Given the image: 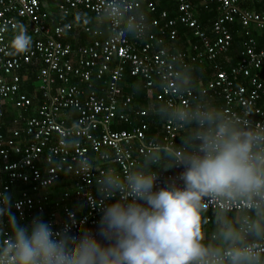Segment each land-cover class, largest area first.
<instances>
[{"label": "built area", "instance_id": "obj_1", "mask_svg": "<svg viewBox=\"0 0 264 264\" xmlns=\"http://www.w3.org/2000/svg\"><path fill=\"white\" fill-rule=\"evenodd\" d=\"M165 1L173 10L158 8L161 0H56L52 6L58 15L73 20L47 27L46 0H0V115L6 106L18 112L0 131V173L7 181L0 185V193L8 194L14 182L29 186V191L21 190L10 200V211L18 221L32 223L49 204L52 209L43 220L53 231L68 225L73 235L95 232L103 207L119 199L101 200L98 181L109 170L124 176L156 154L157 145L146 138L145 111H135L139 120L133 121L131 98L121 95L119 84L125 73L140 78L146 93L171 113L179 107L211 110L201 101L204 96L218 99L219 111L225 115L250 121L253 128L264 126V47H258L251 34V30L264 33V0H248L259 6L258 12L241 8L242 0ZM210 8L216 17L204 29L197 9ZM89 16L103 21L104 33L92 26ZM16 22L28 27L33 41L31 50L19 56L9 54ZM178 29L194 39L186 52L175 49ZM77 32L92 38L74 46L59 41ZM236 32L237 56L229 64L227 53ZM29 63L42 66L36 74L42 102L33 115H25L30 98L19 92L16 74ZM197 65L210 66V77L195 90L179 86L180 71ZM66 110L76 113L69 128L60 120ZM113 122L125 128L109 129ZM184 132L185 123L169 115L159 127L162 147H172ZM82 157L92 165L87 172L78 170ZM182 171V166L155 171L159 179L154 190L173 180L182 186L178 179ZM64 179L69 189L62 190L58 200L48 201L43 191ZM69 198L82 202V213L70 208ZM208 204L206 211L250 213L243 205L226 206L218 200ZM7 223L5 218L1 224L0 240L5 243Z\"/></svg>", "mask_w": 264, "mask_h": 264}, {"label": "clouds", "instance_id": "obj_2", "mask_svg": "<svg viewBox=\"0 0 264 264\" xmlns=\"http://www.w3.org/2000/svg\"><path fill=\"white\" fill-rule=\"evenodd\" d=\"M10 55L31 50L32 37L23 23L13 24ZM251 115V109H246ZM170 117L194 124L183 147L162 149L178 179L157 190L153 153L124 176L109 170L98 181L103 207L95 232L71 234L70 226L53 231L40 216L22 226L10 211V197L0 193V224L11 232L0 240V264H264V126L220 111L179 107ZM87 157L78 170L91 168ZM167 170V169H166ZM243 205L250 214L237 222L219 221L215 243L205 242L204 213L208 202ZM99 237V239L97 238Z\"/></svg>", "mask_w": 264, "mask_h": 264}, {"label": "trees", "instance_id": "obj_3", "mask_svg": "<svg viewBox=\"0 0 264 264\" xmlns=\"http://www.w3.org/2000/svg\"><path fill=\"white\" fill-rule=\"evenodd\" d=\"M56 0H46V3H53ZM241 8H246L253 12L259 11V6L254 1L242 0L239 1L238 4ZM166 7L168 10H173L172 5H167L165 0H161V2L157 6ZM49 17L46 20V26L51 27L54 24L64 26L66 23L71 22L73 19L71 17H61L54 10H49ZM197 20L199 24L204 28L208 29L209 24L216 17V13L213 8L208 10L197 9ZM171 15V13H170ZM92 16L88 17V21L92 23ZM251 34L255 37V40L258 44V47L262 48L264 46V33L261 31L251 30ZM85 35V34H84ZM84 37L80 38L79 41H74L70 36H64V38L59 41L62 43H69L74 46V44H84L86 39ZM240 40V36L238 34H232V44L227 53V57L229 58V64H233L236 60L237 51H238V42ZM189 36L188 32H185L183 29H178V38L175 45V49L178 51L186 52L188 49V43L193 42ZM41 64L39 63H29L27 65H23L17 70L16 74L19 78V92L25 94L30 98V106L28 107L25 115H33L34 110L37 105L42 102L41 93L39 91V82L36 79L37 71L41 68ZM211 75V68L208 65H197L194 66L190 70H182L180 71L179 78L177 80L179 86H188L190 89L195 90L197 86V81H205ZM121 89L122 96H129L131 98V102L129 105V109L131 110L130 115L133 121L139 120V118L133 116L135 111L144 110L145 116L142 117V120L147 124L148 130L146 132V138L151 139L157 145L156 155L160 156L158 164L152 165L154 171L160 170H169L172 166V161H170L162 151L164 147H162L160 142V134L159 127L161 123L167 118L171 112L166 109L162 104H158L153 100L152 95H148L143 88V81L138 77H130L127 73L124 74L122 82L119 84ZM201 101L205 103V106L208 109L213 111H217L216 106L212 108L215 103V99H209L207 97L202 96ZM207 104V105H206ZM11 109V110H10ZM18 113L16 110L11 108L10 106H6L3 111H1L0 115V131L4 129L7 125H11V118L13 115ZM76 117V113L70 110L63 111L60 116L61 122H63V126L66 128L71 127L74 124V120ZM125 128V126L121 123L113 122L109 129L118 130ZM195 129L194 124H185V132L181 135V137L176 140L172 147L181 148L183 147L182 140L188 137ZM144 163V162H143ZM142 163V164H143ZM141 164V165H142ZM138 168V167H137ZM136 168V169H137ZM135 169V170H136ZM3 183H7L5 177L0 173V185ZM11 186L10 192L8 193L10 200L16 199L19 196V192L21 190L29 191V186L26 184H21L19 182H14ZM72 205V210L76 211V214L79 215L83 211L82 203L79 200H74L70 198L68 201V205ZM234 213H228L226 216L231 217ZM250 214V213H249ZM218 212L206 211L204 213V229H206V219L212 221L213 218L219 216ZM18 221V220H17ZM27 221V220H26ZM22 223V221H18ZM23 224V223H22ZM1 228V227H0ZM10 225L7 223L5 225V230L8 232ZM1 235V233H0Z\"/></svg>", "mask_w": 264, "mask_h": 264}, {"label": "crops", "instance_id": "obj_4", "mask_svg": "<svg viewBox=\"0 0 264 264\" xmlns=\"http://www.w3.org/2000/svg\"><path fill=\"white\" fill-rule=\"evenodd\" d=\"M45 7H46V10L48 11V10H54L55 11V9L53 8V6H52V3H46V5H45ZM49 7H52V9H49ZM46 10H44L46 13H48ZM48 17H49V14H48ZM92 26H95L96 28H99L103 33H104V28H105V25H104V23H103V21H101V22H98V21H96V20H92ZM238 29H236V31H237ZM234 34H238L239 35V33H234ZM77 35V36H76ZM74 36H76L75 37V39H73L72 37H74ZM82 37H84V39H86V42L85 43H87L88 42V40H90L92 37L90 36V35H84L83 33H80V32H77L76 34H74L73 36H70V38H72L74 41H79V39L80 38H82ZM83 39V40H84ZM84 43V44H85ZM176 45V44H175ZM264 47V46H263ZM210 77V76H209ZM208 79V78H207ZM206 79V80H207ZM205 80V81H206ZM205 81H200V80H198L197 81V86L199 85V84H202V83H204ZM39 82V81H38ZM196 86V87H197ZM216 101H215V103H210V104H213V107L214 106H216V109H217V111H219V105H220V103H219V100L218 99H215ZM212 107V108H213ZM11 110V109H10ZM15 114V113H14ZM10 125H7L6 124V126L5 127H9ZM4 127V128H5ZM69 187H70V183H69V181L67 180V179H64V180H60L59 182H56V183H54L52 186H50V187H48L46 190H44L43 192H44V195H46L47 197H48V201H52V200H58L59 199V197H60V194H61V191L62 190H64V189H69ZM74 200H77V199H74ZM68 201H70V198L66 201L67 202V204H68ZM80 201V200H79ZM81 202V201H80ZM82 203V202H81ZM69 206H70V208L72 209V205H70L69 204ZM52 209V206L51 205H47L46 207H45V210H44V214L43 215H41L40 217L42 218V219H44L45 217H46V213L47 212H49L50 210ZM83 210H84V208H83ZM74 211V210H73ZM75 213H76V211H74ZM83 212V211H82ZM81 212V213H82ZM243 213H240V212H238V213H234L231 217H227V218H229V219H231L233 222H237L238 220H239V218H240V216L242 215ZM227 215V214H226ZM224 216H225V214H223V213H220V215L219 216H217L216 218H213L212 219V221H210L209 220V222H207L208 224H206V229H204V233H205V242L206 243H215L216 242V233H217V230H218V228H219V221H221L223 218H224ZM23 223V224H22ZM22 223H20L22 226H26V227H30L31 226V222H28V221H24V222H22ZM0 227H1V224H0ZM10 232H11V229H8V233H9V235H10ZM0 233H1V228H0Z\"/></svg>", "mask_w": 264, "mask_h": 264}, {"label": "bare ground", "instance_id": "obj_5", "mask_svg": "<svg viewBox=\"0 0 264 264\" xmlns=\"http://www.w3.org/2000/svg\"><path fill=\"white\" fill-rule=\"evenodd\" d=\"M178 33V32H177Z\"/></svg>", "mask_w": 264, "mask_h": 264}]
</instances>
